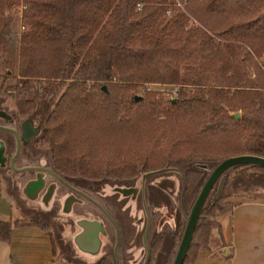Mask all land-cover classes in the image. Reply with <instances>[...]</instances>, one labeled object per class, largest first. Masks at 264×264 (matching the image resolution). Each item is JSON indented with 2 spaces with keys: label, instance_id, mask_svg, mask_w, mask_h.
Segmentation results:
<instances>
[{
  "label": "trees",
  "instance_id": "obj_1",
  "mask_svg": "<svg viewBox=\"0 0 264 264\" xmlns=\"http://www.w3.org/2000/svg\"><path fill=\"white\" fill-rule=\"evenodd\" d=\"M16 4L19 32L6 14ZM263 50L264 0H0V90L19 115L42 123L53 169L67 181H93L177 168L185 215L216 162L264 156V74L255 60ZM151 82L179 87L164 96L145 86ZM262 185L263 165L227 167L201 205L181 264L225 247L218 219L232 203L221 201ZM150 187L157 204L168 202ZM171 214L175 227L146 242V264H171L185 223L178 209ZM34 224L52 238L39 218L0 221V240Z\"/></svg>",
  "mask_w": 264,
  "mask_h": 264
},
{
  "label": "rangeland",
  "instance_id": "obj_2",
  "mask_svg": "<svg viewBox=\"0 0 264 264\" xmlns=\"http://www.w3.org/2000/svg\"><path fill=\"white\" fill-rule=\"evenodd\" d=\"M20 4H16L11 9L6 11L8 16L13 18L12 23L14 29L19 32L23 29V26H20ZM0 67H3L2 58L0 57ZM176 85L178 88V84L173 83H146L145 86L150 90L159 91L164 96H174L175 93L170 94L171 86ZM177 90V89H176ZM141 91L140 87L136 88V93L139 94ZM169 92V93H168ZM169 94V95H168ZM25 116L19 115L13 101L9 96H7L3 91L0 90V123L4 125H8L10 127L15 128L19 133L21 132V124L26 119ZM34 126L38 128L37 134L29 138L27 141H22L21 147L24 148L25 151L34 150V156H28L23 154H18L14 165L7 166V161L5 162V158L12 153H14V137L13 134L7 129L0 127V149L1 159H0V182L5 189L6 195L9 199V205L11 208V219L12 220H34V219H42L47 221L48 230L51 233L55 240V249L56 254L58 255V259L67 262L68 264H96L101 255L102 248L98 249V244L96 245V250L94 253L86 252L78 248L75 244L72 235L78 230L80 226V220H78L80 216H86L85 213L82 215L79 213V206L76 205L77 201H82L84 203L86 209L92 210V215L89 217L92 221L98 223V230L100 227L98 213L100 214V204L99 200L102 201V197L99 198L98 194H95V191L90 190V197L84 198L70 189H65L56 178H54L51 174L47 173L41 169H23V164L30 163L31 165H39V166H50V152L46 145V143H42L40 140L42 123H33ZM6 152V153H5ZM3 154V155H2ZM9 155V156H8ZM5 165V166H4ZM43 166V167H44ZM194 165L187 167L192 169ZM201 170L202 168H196V170ZM177 170V171H176ZM203 170V169H202ZM207 170V169H205ZM167 171V172H166ZM179 169L172 170H163L159 172H154L152 174L156 175L148 176L149 179L153 180L155 183H162L166 188L175 187V183L177 181ZM208 171V170H207ZM141 171L136 173L134 176L129 178H121L115 182H130L135 178L138 179ZM166 173H171V175H165ZM143 175V172L141 173ZM32 180H28V178ZM153 177V178H152ZM104 177H102L103 179ZM142 178H144L142 176ZM106 179V178H105ZM116 179V178H107L106 180ZM101 178L93 180L97 184H99ZM92 181V182H93ZM113 181V180H111ZM220 182L218 181L213 185L212 191L209 192V200L206 202V208L212 203L214 196L219 188ZM2 188V187H1ZM127 188V187H123ZM120 191V189H116ZM234 190L232 187L227 186L225 188V192H231ZM106 193L109 197L116 203L115 206L119 208L124 202H131L126 200L123 197V194L115 191L114 188H106ZM33 192V194L31 193ZM69 192L71 196L67 197V201L64 203L63 198L66 196V193ZM264 193V185L261 187L251 188L248 191L241 192L237 191L235 194H231L228 197H224L221 203L230 202V198L237 197H254L258 194ZM5 194V193H4ZM98 197V198H97ZM95 199V200H93ZM129 205V204H128ZM191 205V203H190ZM190 205L189 208H190ZM188 208V210H189ZM118 210V209H117ZM115 220L119 226V233L121 242L125 238V233L122 225L123 223H129L128 216H132L133 227L135 229V225L137 228L140 227L141 222H139V218L141 212L139 209L136 211L134 209V205H130L129 211L117 212L112 211ZM136 215V216H134ZM138 217V219L136 218ZM45 218V219H44ZM135 219H137V223L135 224ZM127 220V222H126ZM125 227V226H124ZM127 230V227H126ZM217 231L215 229L212 230V239L211 245L217 243ZM129 237V235H128ZM98 238V231H97ZM100 238V236H99ZM128 250L125 252L123 249L118 248L116 256H114V252L111 254V258L113 256L117 259V264H141L145 258L144 255V244L141 238L137 241H133L130 245H124Z\"/></svg>",
  "mask_w": 264,
  "mask_h": 264
},
{
  "label": "crops",
  "instance_id": "obj_3",
  "mask_svg": "<svg viewBox=\"0 0 264 264\" xmlns=\"http://www.w3.org/2000/svg\"><path fill=\"white\" fill-rule=\"evenodd\" d=\"M5 195L0 182V221H14ZM230 200L231 210L218 219L221 240L228 252H220L217 246L209 252L199 251L194 264H264V193ZM83 232L84 229L75 237L77 240L74 238L75 244L94 253L96 245ZM53 245L56 247L53 236L38 225L13 227L9 240H0V264H68L53 253Z\"/></svg>",
  "mask_w": 264,
  "mask_h": 264
},
{
  "label": "flooded vegetation",
  "instance_id": "obj_4",
  "mask_svg": "<svg viewBox=\"0 0 264 264\" xmlns=\"http://www.w3.org/2000/svg\"><path fill=\"white\" fill-rule=\"evenodd\" d=\"M11 133L13 134V137H14V149H16V138H15L14 133L13 132ZM21 145H23L22 141H21L20 148H19L17 155L23 154V156L25 155L32 156V157L34 156L35 154L34 150L25 151L24 148L21 147ZM13 155L14 153H12V155L10 156L8 155L9 158L8 157L5 158V162L7 161L8 167H10L9 165L11 164V158ZM17 155L15 156L13 160V164H14V161ZM30 165H31L30 163L23 164L24 166L23 169H36V170L38 169V168H27L26 167ZM32 166H39V165H32ZM44 167H47L50 170H47V169H41V170H44L47 173L51 174L54 178L57 179V181L63 187H65V189L68 188L70 189V191H73L74 193L80 196L83 195L82 196L83 198H84V195H86L85 196L86 198L90 197V194H89L90 190L95 191V194H98L99 198L102 197V201L100 200L98 201L100 204V209L102 208L100 211V214L98 213L100 227L98 230L97 244H98L99 250H100V247L102 248L101 255L98 261L105 258V259H108L112 264H117V259L114 256H116L118 248H121L126 252L128 248H125L124 245H130L131 242L137 241L139 238H141L144 244V255L146 258V259L144 258L141 264H143L144 262L146 264V261L148 258V252H149L146 242L149 240L150 236H152L154 233H157L161 230L171 231L175 227V224H176L175 217L171 214V212H174L175 210L178 209L181 213L180 215H182L185 221L186 215L181 209V201H180V194H179L180 186L182 183V174L180 171H178L175 187L166 188L161 182L155 183L153 180H147V178L149 179L148 176L155 177L159 173L154 175L152 173L143 172V175H141L142 173L141 172L138 179L135 178L134 180L130 182H115V181L120 180L121 178L106 180L107 178L105 179L104 177L103 179L101 178L99 184H97L94 181L92 182L90 179H87V178L85 179V178H80V177L67 181L61 175H59L57 171H55V169H53L51 165L44 166ZM54 173L58 174L62 178L63 181L59 180L54 175ZM165 175H171V173H166ZM142 176L144 178H142ZM28 180L30 181L32 179L29 177ZM150 185L157 186L163 193H165L168 197V202H163V204L162 203L157 204L155 202L156 195L152 196V192L153 193L155 192L150 187ZM107 187L114 188L116 193L120 192L121 194H123V197L126 200H129L131 202H124L121 205H119V208H117L115 204L119 202L113 201L111 197L108 196V194L106 193ZM123 187H127V188H123ZM116 189H120V191ZM31 193L33 194V192ZM178 195H179L178 197L179 199H177ZM69 196H71V194L67 192L66 196L63 198L62 201H64L65 203L67 201V197ZM132 202L134 205V209L136 211L139 209V211L141 212L140 218L138 219V217H136L139 220V222H141V224L139 228H137L135 225V229H134L132 216L130 215L128 217H124L125 219L128 218L129 223L122 224L125 226V227L123 226V229L126 235H125L124 240H122L121 242L119 226L113 216L112 211L114 210V211L122 212V213H124V211H129L130 205H132ZM76 205L79 206V209H80L79 213L81 215L83 213L86 214V216L84 217L83 216L77 217L79 218L78 220H88V219L91 220L89 217L92 215V210L86 209L84 206L85 204L82 203V201H77ZM137 219H135V224L137 223ZM126 227H127V230H126ZM81 231H83V228L79 226L78 230L72 235L73 239L77 237ZM112 252H114L113 258L110 257L113 254Z\"/></svg>",
  "mask_w": 264,
  "mask_h": 264
},
{
  "label": "water",
  "instance_id": "obj_5",
  "mask_svg": "<svg viewBox=\"0 0 264 264\" xmlns=\"http://www.w3.org/2000/svg\"><path fill=\"white\" fill-rule=\"evenodd\" d=\"M137 97H139V95L135 94L134 98H137ZM233 115L236 117L238 115V113L234 112ZM0 127L13 132L15 135L16 149H15L14 155L11 158V165H14L13 160L19 151L21 141H27V140H29V138H31L32 136L37 134L38 128L36 126H34L33 122L30 119H25L22 122L20 133L15 128L10 127V126L0 124ZM1 151L2 150L0 149V159L2 157ZM238 163H255V164H259V165L264 166V156H260V155H256V154L242 153V154L227 156V157L219 160L218 162H216L214 164V166L209 170L208 174L204 178V180H203V182H202V184H201V186H200V188H199V190H198V192H197V194H196V196H195V198H194V200L190 206L188 214L186 215L185 225H184L180 240L178 242V245L176 247V251H175V254H174V257H173L171 264H181L182 259L185 255L186 249L188 247V244H189V241H190V238H191V235H192V232H193L199 211L201 209V205H202L209 189L211 188L212 184L215 182V180L218 178V176L227 167L234 165V164H238ZM26 167L27 168H38V169L50 170L49 168L43 167V166H32V165H30V166H26ZM163 170L164 169L152 170V171H148V173H154V172H159V171H163ZM54 175L59 180L63 181L62 178L58 174L54 173ZM80 225L84 229V232L82 233V235L89 236L90 240H92L93 243L96 245L97 241H98L97 236H96V233L98 231V223L95 221H91V222L81 221ZM77 238H75V240H77ZM219 251L225 254L226 252H228V249L226 247H222L219 249ZM143 264H145V262Z\"/></svg>",
  "mask_w": 264,
  "mask_h": 264
},
{
  "label": "built area",
  "instance_id": "obj_6",
  "mask_svg": "<svg viewBox=\"0 0 264 264\" xmlns=\"http://www.w3.org/2000/svg\"><path fill=\"white\" fill-rule=\"evenodd\" d=\"M22 7H23V6H21V7L19 8V10H20ZM255 60H256V62L258 63V65H259L261 71H262L263 74H264V50H263L258 56L255 57ZM251 75H253V73H251ZM176 89H177L176 85L171 86V89H170V91H169L170 94H171V93H175V92H176ZM263 91H264V86H263ZM169 92H168V93H169ZM168 95H169V94H168Z\"/></svg>",
  "mask_w": 264,
  "mask_h": 264
}]
</instances>
